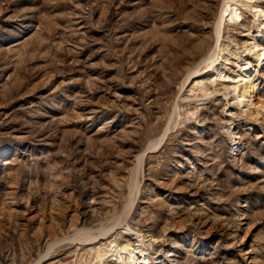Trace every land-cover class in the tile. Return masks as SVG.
<instances>
[{"label":"rangeland","instance_id":"1","mask_svg":"<svg viewBox=\"0 0 264 264\" xmlns=\"http://www.w3.org/2000/svg\"><path fill=\"white\" fill-rule=\"evenodd\" d=\"M224 2L0 0V264H264V58L193 75L264 48Z\"/></svg>","mask_w":264,"mask_h":264},{"label":"bare ground","instance_id":"2","mask_svg":"<svg viewBox=\"0 0 264 264\" xmlns=\"http://www.w3.org/2000/svg\"><path fill=\"white\" fill-rule=\"evenodd\" d=\"M237 3L240 5H238ZM263 4H264V0H225L224 5L222 7L223 10L221 12V14L222 13L223 14L220 15L219 22H218L219 23L218 36L220 35L219 34L220 32L224 33V30L226 29V22H227L226 18H229L228 21L230 20L235 21V19H237V21L239 19L240 21L244 20V18L242 17L244 16L243 13L245 12L244 10L245 8L248 9L254 16H258L260 27L264 30ZM241 7H244V9L241 10ZM221 45L222 44L219 43L215 47V49L209 53H206L205 48H203L202 44L199 45L197 50H195L194 52H196L195 56H198V57L200 56L201 59L198 65L196 66V70L193 74L194 77L195 75H200L197 73L203 69L204 65L207 62H209L211 68L213 67L214 70H216V78L211 79L212 84L215 83V81H218L221 84H224V83L234 84L232 88H234L233 92L235 93V95L233 96L232 99H236L238 104L243 103L244 100L248 103H252L251 102L252 95L250 94L249 90L251 89L253 85L251 86V83L249 82L250 75L248 74V71L252 66V61L250 60V57H251L250 54L255 56L254 58L255 61H258L261 58H264V48H257L256 51H253V48L251 46L244 45L243 50L246 52V58L244 59L245 62L244 64H241L239 66L238 74L231 75V74H228V71L226 69L224 70V69H220L219 67H216L215 63H217V61H219L220 58L223 59L225 64L226 62H229L228 61L229 57L222 56V52H224V48H222ZM254 45L255 47L257 46V44H254ZM223 71H226V72L223 74ZM197 83L200 85L201 91L206 92L207 90L210 89L206 87L205 83H203L202 81L201 82L198 81ZM224 88L226 89V91H224L223 94L225 96H228L230 93V91H227L229 87L227 85H224ZM212 92L213 90L210 93ZM139 242L141 244H136L137 246L133 247V244H131L129 239H127L125 240V243L123 244L116 243L113 246V251L117 254L116 255L117 258L122 260L123 262L122 264H148V256L147 257L141 256L140 253L143 254V251L145 250L144 248H142V245L145 246L146 249H149V247H152L153 242L150 241L149 243H144V237H141ZM115 253H114V256H115ZM138 253L140 256L138 255Z\"/></svg>","mask_w":264,"mask_h":264}]
</instances>
